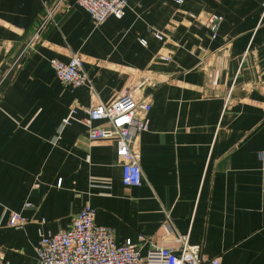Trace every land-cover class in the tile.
Returning a JSON list of instances; mask_svg holds the SVG:
<instances>
[{
    "label": "crops",
    "instance_id": "0c3cea01",
    "mask_svg": "<svg viewBox=\"0 0 264 264\" xmlns=\"http://www.w3.org/2000/svg\"><path fill=\"white\" fill-rule=\"evenodd\" d=\"M55 3L0 0V264H33L39 233L88 203L140 253L186 235L222 264H264V0H126L96 25L76 0ZM208 14L221 15L213 37ZM71 52L95 98L48 67ZM134 82L150 108L134 142L140 182L129 186L113 138H87L77 106ZM8 210L20 227L3 225Z\"/></svg>",
    "mask_w": 264,
    "mask_h": 264
},
{
    "label": "built area",
    "instance_id": "2783aa9c",
    "mask_svg": "<svg viewBox=\"0 0 264 264\" xmlns=\"http://www.w3.org/2000/svg\"><path fill=\"white\" fill-rule=\"evenodd\" d=\"M57 2L58 0L55 4ZM76 2L86 10L94 25L99 24L107 15L115 17L122 15L126 6V0H76ZM54 5L45 10L43 20L33 30L22 48L38 39L39 27L49 19ZM220 19L219 14H208L204 18V24L211 31L212 37ZM148 31L158 39L163 37L160 30L149 28ZM139 40L144 43L142 38ZM159 57L167 60L169 56L159 54ZM47 65L62 84L70 88L85 84L95 98L91 78L81 67V58L76 52H71L67 60L50 56ZM137 88L138 83H129L108 102L97 99L89 104L77 106L85 114L84 120L88 124L85 132L87 138H113L114 156L120 168L119 180L129 186L140 182L141 170L134 142L138 133L147 128V112L150 108L149 99L140 95ZM73 109L70 108L69 112ZM94 120L99 121V124L90 125ZM64 123H68V118ZM257 155L264 164V151H259ZM24 221L25 218L19 212L8 210L3 225L20 227ZM138 238L143 239L141 234ZM174 240L176 244L172 247L148 243L145 252L140 253L138 244L127 237L115 240L109 226L97 223L94 220V207L88 203L74 212L66 227L39 233L33 247L35 252L33 264H222L217 256L202 255L199 246L187 242L186 235H175Z\"/></svg>",
    "mask_w": 264,
    "mask_h": 264
}]
</instances>
